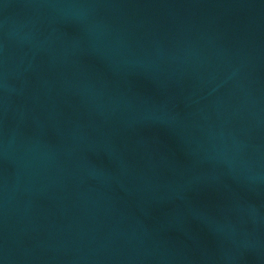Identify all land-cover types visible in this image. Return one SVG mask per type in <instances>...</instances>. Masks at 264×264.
Returning <instances> with one entry per match:
<instances>
[{"label":"water","instance_id":"obj_1","mask_svg":"<svg viewBox=\"0 0 264 264\" xmlns=\"http://www.w3.org/2000/svg\"><path fill=\"white\" fill-rule=\"evenodd\" d=\"M0 264H264V0H0Z\"/></svg>","mask_w":264,"mask_h":264}]
</instances>
